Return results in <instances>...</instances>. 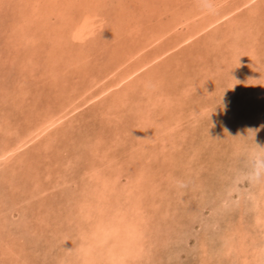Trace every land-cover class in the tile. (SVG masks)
Wrapping results in <instances>:
<instances>
[{
    "label": "rangeland",
    "instance_id": "374dc122",
    "mask_svg": "<svg viewBox=\"0 0 264 264\" xmlns=\"http://www.w3.org/2000/svg\"><path fill=\"white\" fill-rule=\"evenodd\" d=\"M0 0V264H264V0Z\"/></svg>",
    "mask_w": 264,
    "mask_h": 264
},
{
    "label": "clouds",
    "instance_id": "9594fccd",
    "mask_svg": "<svg viewBox=\"0 0 264 264\" xmlns=\"http://www.w3.org/2000/svg\"><path fill=\"white\" fill-rule=\"evenodd\" d=\"M198 2L201 9L204 11L213 12L215 10L213 0H198ZM255 166L258 170L264 169V158L257 157Z\"/></svg>",
    "mask_w": 264,
    "mask_h": 264
}]
</instances>
